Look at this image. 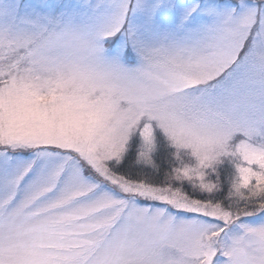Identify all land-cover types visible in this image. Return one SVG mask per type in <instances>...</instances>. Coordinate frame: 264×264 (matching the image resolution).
<instances>
[{"label":"snow or ice","instance_id":"1","mask_svg":"<svg viewBox=\"0 0 264 264\" xmlns=\"http://www.w3.org/2000/svg\"><path fill=\"white\" fill-rule=\"evenodd\" d=\"M0 264H264V0H0Z\"/></svg>","mask_w":264,"mask_h":264}]
</instances>
